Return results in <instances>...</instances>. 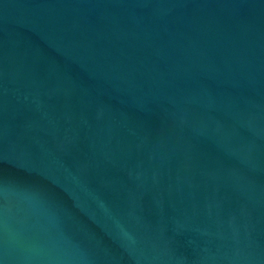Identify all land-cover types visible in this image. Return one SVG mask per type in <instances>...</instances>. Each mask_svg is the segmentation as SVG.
Wrapping results in <instances>:
<instances>
[{"label":"water","instance_id":"water-1","mask_svg":"<svg viewBox=\"0 0 264 264\" xmlns=\"http://www.w3.org/2000/svg\"><path fill=\"white\" fill-rule=\"evenodd\" d=\"M0 264H264V0H0Z\"/></svg>","mask_w":264,"mask_h":264}]
</instances>
